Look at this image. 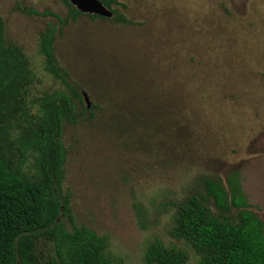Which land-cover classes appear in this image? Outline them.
Returning <instances> with one entry per match:
<instances>
[{"label": "rangeland", "instance_id": "rangeland-1", "mask_svg": "<svg viewBox=\"0 0 264 264\" xmlns=\"http://www.w3.org/2000/svg\"><path fill=\"white\" fill-rule=\"evenodd\" d=\"M118 2L111 7L132 24L82 13L59 25L23 8L65 16L60 0H0L4 42L21 47L34 74L25 94L31 111L43 91L64 88L38 51L47 23L58 26L59 64L88 95L92 115L65 123L62 133L63 189L74 223L106 236L118 263L143 264L157 237L196 264L193 248L167 231L176 202L194 191L204 195L201 176L225 185L237 170L264 223V0ZM133 202L147 211L146 229Z\"/></svg>", "mask_w": 264, "mask_h": 264}, {"label": "trees", "instance_id": "trees-1", "mask_svg": "<svg viewBox=\"0 0 264 264\" xmlns=\"http://www.w3.org/2000/svg\"><path fill=\"white\" fill-rule=\"evenodd\" d=\"M60 1L66 7L65 16L50 9L23 11L52 16L59 25L82 14L69 0ZM101 2L112 11V21L133 23L111 7L112 3L120 4L118 0ZM57 29L47 23L39 31L38 51L46 71L64 88L36 96L33 112L25 94L35 80L34 74L21 47L4 42L0 25V264H121L106 251V236L74 223L70 193L63 189V125L89 118L92 112L82 106L79 86L56 58ZM199 184L204 195L194 191L174 204L168 235L193 248L199 257L196 264H264V223L250 209L237 170L226 174L225 185L208 176H201ZM208 200L216 212L208 206ZM132 207L137 224L146 229V209L136 202ZM232 212L233 219L228 215ZM186 261L183 248L166 245L157 237L143 253V264Z\"/></svg>", "mask_w": 264, "mask_h": 264}, {"label": "water", "instance_id": "water-1", "mask_svg": "<svg viewBox=\"0 0 264 264\" xmlns=\"http://www.w3.org/2000/svg\"><path fill=\"white\" fill-rule=\"evenodd\" d=\"M69 2L84 14H95L106 18L112 16V11L101 0H69ZM81 95L86 102V108H88L90 105L88 95L84 91H81Z\"/></svg>", "mask_w": 264, "mask_h": 264}]
</instances>
